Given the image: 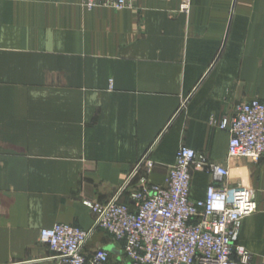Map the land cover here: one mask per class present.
<instances>
[{
    "label": "crops",
    "instance_id": "1",
    "mask_svg": "<svg viewBox=\"0 0 264 264\" xmlns=\"http://www.w3.org/2000/svg\"><path fill=\"white\" fill-rule=\"evenodd\" d=\"M251 98L264 99V0H0V264H59L40 229H90L85 200L125 202L128 183L161 182L181 145L260 190L264 159L228 158L217 126ZM211 181L193 170L191 196ZM256 200L239 231L253 262Z\"/></svg>",
    "mask_w": 264,
    "mask_h": 264
},
{
    "label": "built area",
    "instance_id": "2",
    "mask_svg": "<svg viewBox=\"0 0 264 264\" xmlns=\"http://www.w3.org/2000/svg\"><path fill=\"white\" fill-rule=\"evenodd\" d=\"M135 0H80L86 8H132ZM186 9V4L182 5ZM228 134V158L264 159V99L240 101L231 116L217 122ZM152 164L143 158L141 164ZM200 170L211 176L205 197L190 194L191 174ZM229 169L210 162L203 154L181 145L167 169L163 184L140 178L127 191V200L87 202L95 214L93 226L84 230L55 223L39 230L59 264H264L239 243L243 218L257 208L260 190L240 182L231 184ZM95 229L110 242L87 248ZM110 247V248H109Z\"/></svg>",
    "mask_w": 264,
    "mask_h": 264
},
{
    "label": "rangeland",
    "instance_id": "3",
    "mask_svg": "<svg viewBox=\"0 0 264 264\" xmlns=\"http://www.w3.org/2000/svg\"><path fill=\"white\" fill-rule=\"evenodd\" d=\"M142 170L143 171H148L149 169L147 168L146 164H143L142 165ZM151 170V169H150ZM231 174V173H230ZM164 180L165 178L161 181V182H153V183H157V184H163L164 183ZM140 179L135 181V182H130L128 183V185L125 187V189L123 190V194L125 192H127L128 190L132 189L133 187H136L140 182ZM232 185L233 184H236L238 182H235V181H231L230 182ZM87 202H94V201H98V200H85ZM84 201V202H85ZM98 202H101V201H98ZM107 202V201H106ZM106 202H102V203H106ZM88 207V206H87ZM89 208V207H88ZM90 209V208H89ZM91 210V209H90ZM99 239V241H101L102 243H108L110 242L109 238L107 236L104 235V233L102 232V230L100 229H95V231L93 232V234L90 236L89 240H88V243H87V248L88 249H92L94 248V245L93 244V241L96 240V239Z\"/></svg>",
    "mask_w": 264,
    "mask_h": 264
},
{
    "label": "water",
    "instance_id": "4",
    "mask_svg": "<svg viewBox=\"0 0 264 264\" xmlns=\"http://www.w3.org/2000/svg\"><path fill=\"white\" fill-rule=\"evenodd\" d=\"M110 248V247H109Z\"/></svg>",
    "mask_w": 264,
    "mask_h": 264
}]
</instances>
